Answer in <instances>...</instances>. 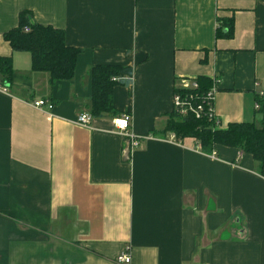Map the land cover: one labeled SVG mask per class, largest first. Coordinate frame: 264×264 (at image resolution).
<instances>
[{"label":"crops","instance_id":"obj_1","mask_svg":"<svg viewBox=\"0 0 264 264\" xmlns=\"http://www.w3.org/2000/svg\"><path fill=\"white\" fill-rule=\"evenodd\" d=\"M23 10L81 49L72 81L51 83L6 39ZM223 19L234 20L233 37L216 36ZM7 57L0 264H124L125 251L130 264H264V175L253 156L224 145L207 153L164 131L183 77L216 87L219 128L264 121V0H0ZM95 64L133 67L113 103L138 146L115 128L118 115L77 122ZM42 98L53 108L34 106Z\"/></svg>","mask_w":264,"mask_h":264},{"label":"trees","instance_id":"obj_2","mask_svg":"<svg viewBox=\"0 0 264 264\" xmlns=\"http://www.w3.org/2000/svg\"><path fill=\"white\" fill-rule=\"evenodd\" d=\"M32 13L23 10L18 26L5 33L6 39L16 51H27L32 56V69L50 74L51 83L58 80L72 81L76 72L78 47L66 42L65 31L48 24L31 21ZM30 27L26 31V27ZM234 20H220L217 37H233ZM0 73L6 80L12 75V58H0ZM92 96L89 111L93 117L107 114L118 115L113 103V91L117 85L131 82L133 67L119 64H95L91 67ZM201 91L208 89L206 78L198 79ZM176 90V89H175ZM175 92V91H174ZM121 115V114H120ZM165 132H172L176 139L194 138L202 151L211 153L217 145L237 147L253 156L259 171L264 175V121L232 122L227 128H214L206 118L198 119L193 114L182 116L171 112ZM156 133V131H155Z\"/></svg>","mask_w":264,"mask_h":264},{"label":"built area","instance_id":"obj_3","mask_svg":"<svg viewBox=\"0 0 264 264\" xmlns=\"http://www.w3.org/2000/svg\"><path fill=\"white\" fill-rule=\"evenodd\" d=\"M26 31L30 30V27L25 28ZM0 87H4L2 78L0 77ZM216 94V87H210L204 91H201V85L197 78L183 77L180 79L178 86L173 96V110L179 115L186 116L193 114L196 118H206L213 123L214 128L220 127V118L217 115L214 108V99ZM34 106L38 108L48 107L53 108L52 102L48 99H37L34 102ZM258 107V105H257ZM93 116L89 111H85L79 114L77 122L83 126H90ZM113 124L115 128L122 134L130 138V143L133 146L140 144L139 138L129 132L131 117L129 114H121L113 118ZM172 139L176 140V136L173 133ZM117 261L124 264H130L131 255L128 251L122 252Z\"/></svg>","mask_w":264,"mask_h":264}]
</instances>
